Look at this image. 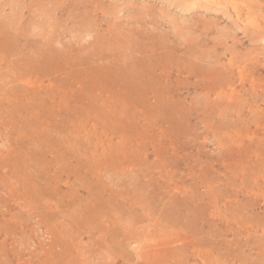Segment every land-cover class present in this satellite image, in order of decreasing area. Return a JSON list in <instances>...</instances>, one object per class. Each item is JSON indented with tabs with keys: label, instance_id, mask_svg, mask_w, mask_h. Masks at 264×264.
<instances>
[{
	"label": "rangeland",
	"instance_id": "1",
	"mask_svg": "<svg viewBox=\"0 0 264 264\" xmlns=\"http://www.w3.org/2000/svg\"><path fill=\"white\" fill-rule=\"evenodd\" d=\"M0 264H264V0H0Z\"/></svg>",
	"mask_w": 264,
	"mask_h": 264
},
{
	"label": "bare ground",
	"instance_id": "2",
	"mask_svg": "<svg viewBox=\"0 0 264 264\" xmlns=\"http://www.w3.org/2000/svg\"><path fill=\"white\" fill-rule=\"evenodd\" d=\"M192 1V0H191ZM189 2V1H188ZM68 4V3H67ZM64 7V6H63ZM201 7V6H200ZM148 12V11H147ZM185 16V15H184ZM145 18V17H144ZM188 19V18H187ZM151 25V24H150ZM155 26V25H154ZM143 27V26H142ZM173 32V31H172ZM141 36V35H140ZM140 36H139V38H140ZM187 49V48H186ZM20 51V50H19ZM140 53V52H139ZM40 55V54H39ZM195 55H196V53H195ZM205 55V54H204ZM209 56V55H208ZM199 57H202V56H199ZM206 57V56H205ZM195 59H199L198 57L197 58H195ZM197 69H199V68H197ZM216 82V81H215ZM198 94V93H197ZM196 95V94H195ZM203 97V96H202Z\"/></svg>",
	"mask_w": 264,
	"mask_h": 264
}]
</instances>
